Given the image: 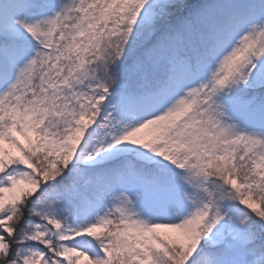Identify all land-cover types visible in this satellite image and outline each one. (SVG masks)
Listing matches in <instances>:
<instances>
[{
  "label": "snow or ice",
  "instance_id": "1",
  "mask_svg": "<svg viewBox=\"0 0 264 264\" xmlns=\"http://www.w3.org/2000/svg\"><path fill=\"white\" fill-rule=\"evenodd\" d=\"M0 264H264V0H0Z\"/></svg>",
  "mask_w": 264,
  "mask_h": 264
}]
</instances>
